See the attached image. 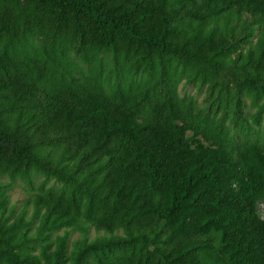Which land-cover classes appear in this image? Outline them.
Instances as JSON below:
<instances>
[{
  "label": "trees",
  "instance_id": "1",
  "mask_svg": "<svg viewBox=\"0 0 264 264\" xmlns=\"http://www.w3.org/2000/svg\"><path fill=\"white\" fill-rule=\"evenodd\" d=\"M263 114L264 0H0V264H264Z\"/></svg>",
  "mask_w": 264,
  "mask_h": 264
},
{
  "label": "rangeland",
  "instance_id": "2",
  "mask_svg": "<svg viewBox=\"0 0 264 264\" xmlns=\"http://www.w3.org/2000/svg\"><path fill=\"white\" fill-rule=\"evenodd\" d=\"M177 94L181 98H191L196 106L201 112L209 113L210 116L213 114L214 107L210 106V100L207 98L206 88L204 86H199L197 84H186L182 78H179L176 83ZM245 104L243 108V114L246 117H250L251 113L254 111L255 104L251 102L249 97H245ZM229 135L235 140L239 142L241 140L242 135L239 133L238 129L234 127L230 122L226 123ZM254 129L259 137V139H264V114L261 118V121L258 125H254ZM43 179L42 176H38L35 178L34 182L38 183ZM51 179L47 180V183H51ZM20 183V182H19ZM22 184V183H20ZM10 197L12 201H17V208L24 201L25 192L22 189L21 185H13L9 190ZM258 213L262 218H264V200H260L257 203ZM57 234H61V231H55ZM102 233H96L92 229L89 233V238H94L97 235H101ZM76 232L70 231L67 238V246L70 248L71 241L76 238ZM34 246L37 245V240L32 243Z\"/></svg>",
  "mask_w": 264,
  "mask_h": 264
}]
</instances>
